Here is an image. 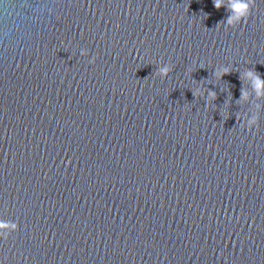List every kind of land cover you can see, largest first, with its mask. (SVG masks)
Listing matches in <instances>:
<instances>
[{
  "label": "water",
  "instance_id": "95a60500",
  "mask_svg": "<svg viewBox=\"0 0 264 264\" xmlns=\"http://www.w3.org/2000/svg\"><path fill=\"white\" fill-rule=\"evenodd\" d=\"M229 14L0 0V264H264V0Z\"/></svg>",
  "mask_w": 264,
  "mask_h": 264
},
{
  "label": "clouds",
  "instance_id": "9594fccd",
  "mask_svg": "<svg viewBox=\"0 0 264 264\" xmlns=\"http://www.w3.org/2000/svg\"><path fill=\"white\" fill-rule=\"evenodd\" d=\"M225 0H214V6L219 8ZM254 0H227V7L230 11L229 16L225 20V24L228 26H233L242 21V19L246 18L250 10L253 6ZM84 53L82 52L81 55ZM171 70V66L169 64H163L159 68L158 74L160 76H167ZM229 69L227 67L221 66L216 69L215 74L219 77L223 74L227 73ZM246 77H248L251 81H253V89L256 91V94L264 95V79H262L259 75L249 70V72L245 73ZM209 98H214L215 93L209 89L207 93ZM248 93L244 90L241 91V99H246ZM247 126L252 127L257 124V118L255 116L248 118ZM18 228L16 222L12 220H6L0 218V238H7L12 232H15Z\"/></svg>",
  "mask_w": 264,
  "mask_h": 264
}]
</instances>
